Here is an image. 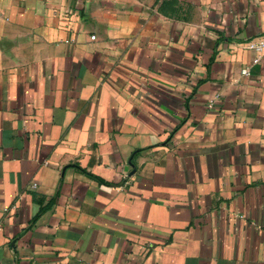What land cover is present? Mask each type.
I'll return each instance as SVG.
<instances>
[{"label": "crops", "instance_id": "1", "mask_svg": "<svg viewBox=\"0 0 264 264\" xmlns=\"http://www.w3.org/2000/svg\"><path fill=\"white\" fill-rule=\"evenodd\" d=\"M263 33L264 0H0V262L264 264Z\"/></svg>", "mask_w": 264, "mask_h": 264}, {"label": "built area", "instance_id": "2", "mask_svg": "<svg viewBox=\"0 0 264 264\" xmlns=\"http://www.w3.org/2000/svg\"><path fill=\"white\" fill-rule=\"evenodd\" d=\"M94 36L95 35L92 34L91 38H94ZM244 42H245V45L247 47H251V48H254L256 50H263L264 49V33L258 37L247 38L244 40ZM246 71H247L246 68L242 69V72L245 73ZM0 264H2V263L0 262Z\"/></svg>", "mask_w": 264, "mask_h": 264}]
</instances>
